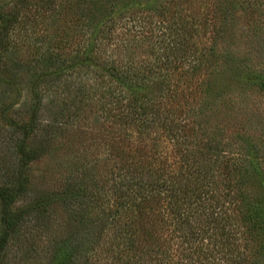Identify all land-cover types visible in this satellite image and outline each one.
<instances>
[{
  "label": "trees",
  "instance_id": "16d2710c",
  "mask_svg": "<svg viewBox=\"0 0 264 264\" xmlns=\"http://www.w3.org/2000/svg\"><path fill=\"white\" fill-rule=\"evenodd\" d=\"M248 13L244 0H0V264L15 239L34 252L32 216L53 213L66 230L49 264H264V138L223 135L249 111L222 99L225 80L264 94L232 43ZM90 117L95 133L79 126Z\"/></svg>",
  "mask_w": 264,
  "mask_h": 264
},
{
  "label": "rangeland",
  "instance_id": "374dc122",
  "mask_svg": "<svg viewBox=\"0 0 264 264\" xmlns=\"http://www.w3.org/2000/svg\"><path fill=\"white\" fill-rule=\"evenodd\" d=\"M244 1L246 2V7L249 12L247 20L250 21V28L244 33L237 31L236 36L233 37L234 40H232V43L234 44L233 48L235 49L236 47L237 49L242 50V52L244 51V53H248V55H245L246 59H250L252 61L251 64L259 63V67L264 72V0ZM248 63L250 64V62ZM225 82V85L228 86L229 89L223 90L222 99L231 98L235 102V107L244 106L249 109L247 113L236 110L235 119H231L225 124L227 129V131L223 133L225 141L229 142V140L234 137L233 135H235L236 131L243 127L246 132L254 137L264 138V94H259L257 91L250 88L246 94L242 95L240 88L232 87L227 80H225ZM8 95V98L3 101V106L8 105L15 100L13 94ZM24 95H26V92L21 91L20 97L17 101H21ZM0 108H2L1 104ZM42 119L45 120L48 118H46V115L44 114ZM103 123V119L102 123L100 121L99 123H95L93 118H91L90 120H86L84 123L81 122L80 124H83V126H79L83 128V130L87 131V133H95L99 129V124ZM6 129L7 125L5 121L0 118L1 182L3 181V171L7 167L6 163L8 161V152L4 142L5 134L3 132V130ZM238 132L241 133V131ZM88 145H92V143L88 141L85 145L89 152H92L95 148L100 152L103 151L101 146L98 149L96 144L93 145V148L88 147ZM234 148H236V145H234ZM46 164L47 162L44 160L33 164L31 173L35 176L34 178H36V180L41 177L42 173L45 171ZM52 170L53 171L49 172L48 177H50V179L47 183L55 189L59 183L62 172L60 170H56L55 167H53ZM32 217L37 219L36 224H38L39 228H43L40 232V239H38L37 243L34 244V252L30 251L31 249L29 248L28 242L23 241L21 238L20 240L15 239L11 242L9 253L4 264H49L47 261V254L50 252L51 246L54 242L59 241V232L66 230V226L64 222H61L59 218L56 217L55 213L45 217L42 214L40 216H36L35 214ZM47 229L48 232H46ZM43 253L46 254V258Z\"/></svg>",
  "mask_w": 264,
  "mask_h": 264
}]
</instances>
